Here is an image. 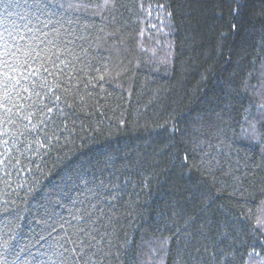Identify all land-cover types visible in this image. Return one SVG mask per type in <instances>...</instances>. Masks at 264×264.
<instances>
[{"label":"trees","instance_id":"trees-1","mask_svg":"<svg viewBox=\"0 0 264 264\" xmlns=\"http://www.w3.org/2000/svg\"><path fill=\"white\" fill-rule=\"evenodd\" d=\"M5 4L11 43L72 54L54 123L0 145V264H50L93 204L96 264H264V0Z\"/></svg>","mask_w":264,"mask_h":264},{"label":"snow or ice","instance_id":"snow-or-ice-1","mask_svg":"<svg viewBox=\"0 0 264 264\" xmlns=\"http://www.w3.org/2000/svg\"><path fill=\"white\" fill-rule=\"evenodd\" d=\"M11 7H13L12 4H5V15L0 17V27L3 28V32H0V40L3 41V44L0 45V49H2L0 51V129H2L0 130V145L4 146L5 151L9 144L8 125L18 124L17 132L20 127H23L26 132L35 135L42 126H46L50 121L54 123V117L51 114L54 107L57 106L52 102L54 92L47 76L55 78L57 73L62 75V66H71L67 55L72 54L66 45L64 52L59 53L55 60L46 59L34 47L22 50L18 42L11 43L8 37L12 36V32L7 23L8 16L11 14L8 9ZM49 63L52 65L51 68L48 66ZM60 99L59 95L55 96V101H60ZM38 101L40 103H37ZM25 120L27 123H23ZM16 135V132L12 133V136ZM19 135H24V132H19ZM44 139L48 140L47 132H45ZM35 142L39 144V141ZM39 146L43 147L44 145L39 144ZM29 150L31 151V148ZM3 154L0 152V155ZM4 163L3 160H0V165ZM91 207L92 211L78 209L77 213L72 215V220H75L74 224L72 220H64L60 224V227L63 228L60 240L63 243L57 240L56 244L50 245L53 249L48 257L50 264H96V253L100 250L97 245L104 241L109 233L107 230L104 233L100 232V227L105 220L103 209L98 204H93ZM96 210L101 213L99 217L95 215ZM53 230L56 229L53 228ZM8 243L9 241L5 240V248ZM107 243L111 245V241H107ZM185 264H204L199 249H194L189 254Z\"/></svg>","mask_w":264,"mask_h":264}]
</instances>
